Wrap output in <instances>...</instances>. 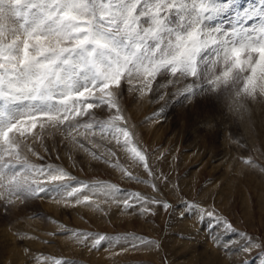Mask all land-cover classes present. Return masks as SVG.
Instances as JSON below:
<instances>
[{
	"label": "snow or ice",
	"instance_id": "snow-or-ice-1",
	"mask_svg": "<svg viewBox=\"0 0 264 264\" xmlns=\"http://www.w3.org/2000/svg\"><path fill=\"white\" fill-rule=\"evenodd\" d=\"M125 85L140 96L181 85L177 91L184 99L205 96L226 110L222 114L249 119L250 105H264V0H250L245 7L239 0H0V215L45 197L63 208L91 205L98 197L105 198L104 204L122 203L124 209L141 206V214H155L149 205L175 208L110 181L81 179L36 150L51 155L55 149L46 140L59 136L72 150L110 163L98 152L99 139L112 157L123 152L141 167L159 193L155 181L167 186L168 177L154 170L125 114ZM233 143L245 147L239 140ZM240 159L259 167L251 157ZM110 166L124 179L146 183L118 159ZM118 195L125 198L118 201ZM101 203L96 210L102 211ZM179 215H191L213 230L222 225L224 232L237 231L198 201H185ZM58 234L90 249L108 244L119 253L162 248L159 241L132 233L64 225L49 233ZM223 235L214 243L228 251L234 242ZM240 235L245 243L239 250L248 255L256 249L264 264V242ZM36 259L38 264H77L43 254ZM161 264H167L166 256Z\"/></svg>",
	"mask_w": 264,
	"mask_h": 264
},
{
	"label": "rangeland",
	"instance_id": "rangeland-1",
	"mask_svg": "<svg viewBox=\"0 0 264 264\" xmlns=\"http://www.w3.org/2000/svg\"><path fill=\"white\" fill-rule=\"evenodd\" d=\"M158 80L160 84L163 81ZM179 87L182 86L169 85L157 93L140 96L129 92L125 85L122 97L127 110L125 114L135 126L137 139L147 150L154 170L168 177L167 186L155 181L159 193L153 191L151 184L154 181L141 167L133 164L123 152L117 151L116 157H112L99 139L95 141L100 145L98 152L103 153L110 163L92 159L83 151L72 150L71 144L60 143L59 136H49L46 140L49 149H55L51 155L37 148L47 162L60 164L81 179L110 181L130 192L167 201L175 206L174 209L166 211L163 207L149 205L155 214H141V206L124 209L122 203L117 207L112 200L101 203L104 197L94 198L91 205L76 208L46 207L42 200L29 202L26 206L18 205L11 208L6 217L0 215V228L6 229L9 234L6 240L10 241L0 240V264H38V254L71 258L77 264H161L162 256L167 257V264H239L240 260L259 264L256 249L248 255L239 249L245 243L241 233L264 242V171H261L264 168V138L261 134L264 131V105H250V109L254 108L250 111L251 118L240 121L222 114L226 110L214 106L205 96L184 99L177 91ZM161 95L163 99H160ZM251 115L255 116L252 118ZM249 123L252 124L250 127ZM251 127L257 131L250 132ZM234 140H239L245 147L233 143ZM57 155L60 159H56ZM240 157H251L259 167L245 164ZM117 159L146 183L124 179L118 169L110 166ZM124 198L122 195L115 197L118 201ZM185 201H198L204 207L214 208L237 231L224 232L222 225L213 230L206 226V222L197 223L191 215L181 217L179 212ZM96 203H101L102 211L95 209ZM29 218L35 219L34 228H27L24 220ZM59 225L110 235L132 233L159 241L162 248L158 253L144 250L119 253L118 248L108 244L90 249L80 246L67 235H49L55 233ZM18 231L23 240L15 234ZM221 233H224L223 240L234 242L228 251L214 243Z\"/></svg>",
	"mask_w": 264,
	"mask_h": 264
},
{
	"label": "bare ground",
	"instance_id": "bare-ground-1",
	"mask_svg": "<svg viewBox=\"0 0 264 264\" xmlns=\"http://www.w3.org/2000/svg\"><path fill=\"white\" fill-rule=\"evenodd\" d=\"M245 2H249V1H247V0H241V4H244ZM163 81H161V84H165L166 83V79H162ZM167 96V95H166ZM147 100V99H146ZM144 106V105H143ZM252 106V105H251ZM256 106V105H255ZM257 106H259V105H257ZM260 107V106H259ZM258 107V109H260ZM255 108H257V107H255ZM253 109L254 108H252L251 109V111H253ZM258 109H255V110H257L258 111ZM255 112V111H254ZM259 115V113L257 112V116ZM252 116V118H253V116H255V115H251ZM251 118V117H250ZM255 120V119H254ZM249 122V121H248ZM263 123H264V121H263ZM248 124V123H247ZM250 125H252V124H250L249 123V125H248V127H250ZM223 126V125H222ZM247 126V125H246ZM246 126H245V128H246ZM253 127V126H252ZM252 127H251V130H250V132L251 131H255V129L256 128H253L254 130H252ZM256 127L257 128H259V126H257L256 125ZM151 128V127H150ZM262 128H264V127H262ZM261 129V128H260ZM245 130V129H244ZM247 130H248V128H247ZM220 131V130H219ZM256 131H257V129H256ZM262 131V130H261ZM221 132V131H220ZM241 133V132H240ZM246 133H247V131H246ZM248 133H249V131H248ZM254 133H256V132H254ZM254 133H252V135L254 134ZM261 133V132H260ZM257 134H259V132H257ZM262 136H263V138H264V131H262ZM251 135V136H252ZM242 138V137H241ZM253 138V137H252ZM245 141V140H244ZM252 141V140H251ZM261 141V140H260ZM60 144V143H59ZM212 147V146H211ZM37 150V149H36ZM38 151V150H37ZM34 162H36L37 163V158L36 157H30ZM42 201V204H45L46 205V207H48V206H60V205H58L57 203H55L52 199H50V198H48V197H45L44 199H41ZM188 218V217H187ZM24 221H26V223H27V228H30V227H35V225H36V221H35V219H31V218H29V219H25ZM4 228V227H3ZM3 228L1 227L0 228V240L2 239V238H4V241L5 242H7V243H10V241L8 242L7 240H6V238L8 237L7 235H9L8 234V232H6V229L5 230H3ZM15 228H22V226L21 227H18V226H16ZM26 228V229H27ZM33 228H31V229H33ZM36 229V228H35ZM13 230V229H12ZM14 230H16V229H14ZM18 230V229H17ZM20 230V229H19ZM12 232V231H11ZM14 232V231H13ZM19 232V231H18ZM11 234V233H10ZM11 235H13V234H11ZM14 236V235H13ZM11 237V236H10ZM12 238V237H11ZM11 238H9V239H11ZM25 238H26V240H28V238L25 236ZM25 238H24V240H25ZM12 240V239H11ZM22 240H23V238H22ZM13 243V242H12ZM14 243H16L15 241H14ZM25 244H26V242H24ZM36 243V242H35ZM29 245V244H28ZM14 255V254H13Z\"/></svg>",
	"mask_w": 264,
	"mask_h": 264
}]
</instances>
